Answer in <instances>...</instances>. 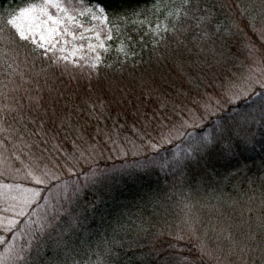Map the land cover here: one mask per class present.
Returning <instances> with one entry per match:
<instances>
[{
  "label": "snow or ice",
  "instance_id": "1",
  "mask_svg": "<svg viewBox=\"0 0 264 264\" xmlns=\"http://www.w3.org/2000/svg\"><path fill=\"white\" fill-rule=\"evenodd\" d=\"M236 36L239 64L224 52ZM153 60L195 66L199 82L173 93L144 73L133 104L137 78L123 73ZM257 145L264 153V0L0 11V264H264ZM153 175L165 185L135 213L100 207L125 179Z\"/></svg>",
  "mask_w": 264,
  "mask_h": 264
},
{
  "label": "trees",
  "instance_id": "2",
  "mask_svg": "<svg viewBox=\"0 0 264 264\" xmlns=\"http://www.w3.org/2000/svg\"><path fill=\"white\" fill-rule=\"evenodd\" d=\"M22 0H0V8L2 9L3 7L7 6L9 3L12 2H17ZM103 4L107 7V10L110 15L114 13H122L126 10H129L132 7H137L140 6L142 7L144 5V0H103ZM145 61L148 60L147 54H145L144 57ZM171 62V61H170ZM172 63V62H171ZM149 63H145L143 65H139L136 68V72H132L131 65H129L128 70H126L123 73L125 82L128 83L129 85L132 84V77L135 76L137 78V86H136V91L133 95L130 96V99L132 100L133 104L136 103L135 97L137 95H140V89L138 86V78L141 76V74L146 73L145 72V67L148 66ZM195 69V70H194ZM191 69V71L188 72L187 75L183 74L182 77L181 75H166L165 73L158 74L156 73V76L154 77L153 75H149L151 78L155 79L156 84L160 87H163L167 90L172 91L173 93L177 89H181L183 91H187L189 88H195V84L199 82V77H200V72L196 68ZM159 72L161 71L160 69ZM206 70V69H205ZM157 72V71H156ZM128 77H127V75ZM192 77L193 83L189 84L188 82V76ZM210 75V74H209ZM71 87H75V84L71 85ZM203 86H201L202 90ZM127 109V120L130 123L132 120V112L135 110L131 104H127L126 106ZM151 107V105H149ZM125 109L118 108L115 105L112 107V113L113 116L117 112L121 113L120 116V123H124L125 121V115H124ZM111 120L108 121V126L111 127ZM104 125L101 124V127ZM248 155L251 156V159L248 161V163L252 166V172L249 173L250 176H253V179H256V184L255 187L259 189V180L258 177L264 173H261L258 171L259 164L261 160H264V153L260 151L259 145H257V150L255 153H249ZM253 161L255 162L253 164ZM101 166H103V162H101ZM159 183L160 186L165 185V180L163 176H160L159 179L157 178L156 175H153L151 177H143L135 181L131 180H124V184L121 186H117L115 191L113 192L112 196L113 199H107L106 202L101 204L100 207L102 209H107L109 211L113 210L117 205L119 206V210L128 212L131 211L135 213L137 211L135 205L140 203V197L144 195L145 192H147L150 188H155L157 184ZM245 190H247L248 185H244ZM232 189L229 188L228 192H231ZM89 199H92L89 198ZM127 205V207H124ZM147 215V213H146ZM92 230L94 232H99L101 235L104 232V227L101 225L99 218H97L96 222L92 225ZM95 241L96 237H92V243H93V248L95 247ZM187 251V249H185ZM195 255V254H194Z\"/></svg>",
  "mask_w": 264,
  "mask_h": 264
},
{
  "label": "rangeland",
  "instance_id": "3",
  "mask_svg": "<svg viewBox=\"0 0 264 264\" xmlns=\"http://www.w3.org/2000/svg\"><path fill=\"white\" fill-rule=\"evenodd\" d=\"M211 2H214V0H209V3H211ZM21 3H22L21 1L9 3L7 6L3 7L2 9L0 8V11H2L4 9H8L9 7L15 8L17 5H19ZM217 11L219 12L220 10L217 9ZM220 18L223 19V13L220 14ZM154 19L155 18H153V20ZM239 41H240L239 36L231 38L227 41V45L224 48L225 55L227 57H229L231 60H233L236 64H239V62L243 59V55H241L239 57H237L235 55V52L240 48ZM69 47H70V45H69ZM170 61L171 60H169L167 62H161L158 64L155 62V60H153L152 63L148 64V66L145 67L146 68L145 72L148 75H153L154 77L156 76V73L161 74L162 72L165 73L166 75L173 74V75H181V77H182L183 74L187 75L188 72L191 71V69L196 68L195 66H190L189 64L186 63L183 71H181L173 63H171L172 61L171 62ZM157 69H160L161 71L159 72V70H157ZM205 71H208V70L206 69ZM135 72H136V70H135ZM209 74H211V73L209 72ZM127 77H128V75H127ZM123 184H124V181L121 184H119L118 186H121ZM91 197H92L91 194H89L88 198H91Z\"/></svg>",
  "mask_w": 264,
  "mask_h": 264
}]
</instances>
